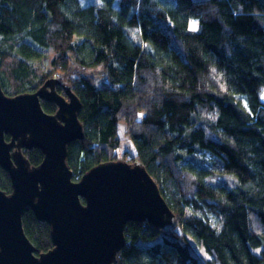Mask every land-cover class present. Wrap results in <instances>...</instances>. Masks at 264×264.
I'll list each match as a JSON object with an SVG mask.
<instances>
[{"label": "trees", "instance_id": "1", "mask_svg": "<svg viewBox=\"0 0 264 264\" xmlns=\"http://www.w3.org/2000/svg\"><path fill=\"white\" fill-rule=\"evenodd\" d=\"M48 56L60 77L40 66ZM51 78L82 102L85 139L69 146L75 178L117 159L127 122L133 161L176 214L164 228L128 222L116 264H264V0H0L5 92ZM25 154L32 165L44 157ZM0 179L10 193L1 167ZM23 222L38 253L53 248L48 222L32 210Z\"/></svg>", "mask_w": 264, "mask_h": 264}, {"label": "water", "instance_id": "2", "mask_svg": "<svg viewBox=\"0 0 264 264\" xmlns=\"http://www.w3.org/2000/svg\"><path fill=\"white\" fill-rule=\"evenodd\" d=\"M60 83L51 78L37 91L8 95L0 80V167L12 182L8 193L0 179V264H116L128 222L176 224L141 162L105 161L74 179L69 146L85 139L82 102L69 85H63L69 98L60 93ZM42 101L55 103L57 111L47 112ZM34 148L44 155L39 165L25 154ZM30 210L51 226L48 251L38 253L25 231Z\"/></svg>", "mask_w": 264, "mask_h": 264}, {"label": "rangeland", "instance_id": "3", "mask_svg": "<svg viewBox=\"0 0 264 264\" xmlns=\"http://www.w3.org/2000/svg\"><path fill=\"white\" fill-rule=\"evenodd\" d=\"M101 0H84L85 3L89 4V3H99ZM191 28H197L198 27V20L196 19H192L191 20V24H190ZM51 60H52V57L51 56H48L46 58H44L42 61H41V65L40 66H43V68L45 69L46 72H54L57 71L58 69H56L52 63H51ZM74 64L72 66L73 67H76L77 70H79L81 73H85L86 75H92V76H96V77H100L101 74H102V69L100 68H96V69H83L82 67H79L77 66V64H75V62L72 60L71 61V65ZM57 76H61V72L60 70L57 71L56 73ZM64 79H67L68 78V75H65L63 77ZM102 78V76H101ZM66 84L69 82L67 81H64ZM43 85V84H42ZM41 85V86H42ZM40 86V87H41ZM58 108V107H57ZM127 122H120V124L118 125V133H119V138H120V146L116 149L115 151V155L117 156V159L115 160H127L129 162H134L133 161V156L135 154V148H134V145H133V141L131 140V137L128 133V125L126 124ZM75 180H79V179H76L74 177ZM193 246L195 248V251L203 258H208V254L200 247L198 246L196 243L193 242Z\"/></svg>", "mask_w": 264, "mask_h": 264}, {"label": "flooded vegetation", "instance_id": "4", "mask_svg": "<svg viewBox=\"0 0 264 264\" xmlns=\"http://www.w3.org/2000/svg\"><path fill=\"white\" fill-rule=\"evenodd\" d=\"M58 89L61 90V93H63L64 95H66V94H65V89H64L63 86H61L60 84H58V85H57V90H58ZM66 97L69 98L68 95H66Z\"/></svg>", "mask_w": 264, "mask_h": 264}]
</instances>
